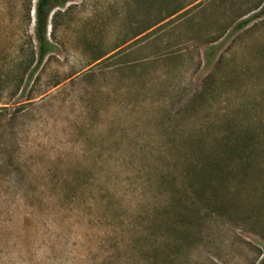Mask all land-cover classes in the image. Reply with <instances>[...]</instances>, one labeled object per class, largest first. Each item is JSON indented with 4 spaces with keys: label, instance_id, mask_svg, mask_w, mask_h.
Instances as JSON below:
<instances>
[{
    "label": "rangeland",
    "instance_id": "obj_1",
    "mask_svg": "<svg viewBox=\"0 0 264 264\" xmlns=\"http://www.w3.org/2000/svg\"><path fill=\"white\" fill-rule=\"evenodd\" d=\"M38 2L0 0V264H260L264 0H57L41 63Z\"/></svg>",
    "mask_w": 264,
    "mask_h": 264
},
{
    "label": "trees",
    "instance_id": "obj_2",
    "mask_svg": "<svg viewBox=\"0 0 264 264\" xmlns=\"http://www.w3.org/2000/svg\"><path fill=\"white\" fill-rule=\"evenodd\" d=\"M54 1L56 3L57 0H39L38 2V20L36 26V35L39 43V51H38L39 63L43 62V60L48 56L50 52L52 51L56 52L57 50L56 46L50 44L46 32L48 17L45 14V12L52 7V2ZM58 5H64V2H59ZM251 19L252 18H249L240 22L237 25L236 29L237 30L244 29L250 23ZM160 23L161 22L156 23L155 26ZM106 56L107 54L99 56L94 60V62H97ZM211 62L212 60L209 61L210 64ZM258 139H259L258 137H252V138L238 137L231 143L230 142L223 143L220 145L218 153H215L214 156L210 158L208 157V159L203 160L201 164H196V166H194V171H196L200 167L201 173L210 176V178L204 177L207 178V180H204V178H201V180H204V182L206 181L207 186L209 187L208 189L215 192L216 190L220 189V187H222L221 182L225 179V177L229 176V174L234 173L233 169L229 171L225 168V165L223 164L225 159L228 160L236 159L239 160V162H241V164L243 165L248 164L249 162L251 163L258 149L255 144L258 141ZM245 166H242V169ZM247 168L245 171H248ZM201 175L202 174H200V176ZM199 190H202L203 192L204 189H199ZM208 201L210 205L216 207L221 206L223 204V202L219 201V199L217 198L215 200L214 199L212 200L210 198ZM260 264H264V260Z\"/></svg>",
    "mask_w": 264,
    "mask_h": 264
}]
</instances>
